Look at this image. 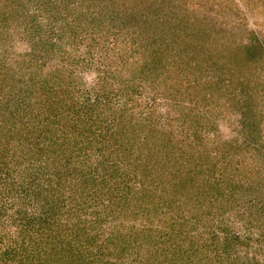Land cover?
Returning <instances> with one entry per match:
<instances>
[{
    "label": "rangeland",
    "instance_id": "obj_1",
    "mask_svg": "<svg viewBox=\"0 0 264 264\" xmlns=\"http://www.w3.org/2000/svg\"><path fill=\"white\" fill-rule=\"evenodd\" d=\"M0 264H264V0H0Z\"/></svg>",
    "mask_w": 264,
    "mask_h": 264
}]
</instances>
